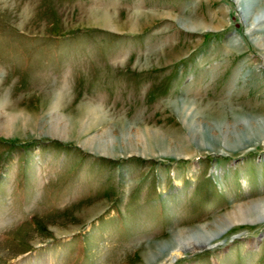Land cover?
<instances>
[{"label": "rangeland", "instance_id": "obj_1", "mask_svg": "<svg viewBox=\"0 0 264 264\" xmlns=\"http://www.w3.org/2000/svg\"><path fill=\"white\" fill-rule=\"evenodd\" d=\"M238 11L0 0V123L27 118L0 128V264H264V143L225 154L189 128L264 118V33ZM200 226L214 248L147 262Z\"/></svg>", "mask_w": 264, "mask_h": 264}, {"label": "bare ground", "instance_id": "obj_2", "mask_svg": "<svg viewBox=\"0 0 264 264\" xmlns=\"http://www.w3.org/2000/svg\"><path fill=\"white\" fill-rule=\"evenodd\" d=\"M259 1H261V0H235V2L238 5V10H239L238 14L243 18L242 21L245 23V25H247V27H246L247 36L251 37V38H249V41L251 42V44H254V46H257L256 44L259 43L260 39H263L262 35L264 33V13H261V15H258L255 18L253 17L255 15L254 13H258L261 10V9L258 10V7H257L258 4L260 3ZM262 2H264V0ZM24 12L26 13L27 9H25ZM106 20H107L106 15H103L101 22L106 24L107 23ZM184 28L186 30H189L187 25ZM248 33H249V35H248ZM253 33H256V34L259 33V34H261V36L257 39H254V38H252ZM239 42L236 40H233L231 43L234 46H239ZM260 49H261V47H260ZM60 93L61 92L58 93L57 98H60L62 96V95H60ZM191 117H192V115H191ZM261 119L262 120H259L258 118L246 119V120H244V122L242 124H236V126L233 127V130L231 132L226 133L224 131L225 134H223V136H221L222 137L221 139H220V135L215 136L214 138L210 139L208 137L209 135H208L207 131L202 126H196L198 123L194 122L193 120L192 121L194 122V126H193V124L190 125V123L187 122L188 120L185 119L184 121L186 124L185 126L190 125L189 128H191V130L194 131L193 136H196L198 138L199 135L196 134V132H198L196 129L201 131L200 137H199V139H197V141H198L197 147H204L205 145H209L208 144L209 141H219V140H226L228 142L231 141V143L227 144L224 148V150H227L225 152V154H231V152L238 151L241 148H245L249 145H257V144H263L264 143V118H261ZM216 122H217L216 128L220 129V127H221L220 120L219 121L216 120ZM0 125H1L0 128H2V130L6 131L7 133H11L15 130L17 131V130L25 128L27 125V118H25L21 112L9 114V116L6 117V119L4 121H2V123H0ZM154 140L161 141L160 139H157V138ZM211 148H213V146H211ZM203 150H205V149H203ZM261 203H264V201L262 200ZM240 208H242V206H240ZM224 216L227 219H229L228 223H230L236 217H238V213L236 210H231V211L226 212ZM205 227H207V226H204V227L200 226V228L196 229V232L192 233L191 235L188 234L187 238L181 239V240L180 239L176 240L175 244L174 243H172L171 245L165 244V246H163V247H158L154 255L147 257V260H148L147 262H149L151 259L154 260L157 257H160L161 255L166 254L167 251L168 252L173 251L172 247H175V246L177 247L178 245L186 246L187 249L182 247V246H180L179 248H176V249L174 248L176 253H178L179 251H183V250L184 251L188 250L189 252H193V251L197 252V251H201L204 249L214 248L215 245H213V243H212L213 241H211V242H210V240L208 241V239L204 237V236H206V234L203 235V233H202V232H204L203 228H205ZM166 245H168V247ZM180 249H182V250H180ZM171 253H173V252H171ZM171 253H170V257L166 260L172 261V258L174 256H177L176 253L174 255ZM145 256H148V255L145 254ZM162 264H166V263L163 262Z\"/></svg>", "mask_w": 264, "mask_h": 264}]
</instances>
